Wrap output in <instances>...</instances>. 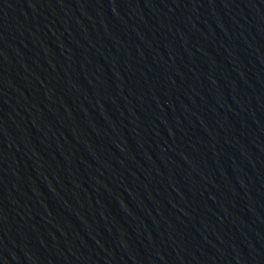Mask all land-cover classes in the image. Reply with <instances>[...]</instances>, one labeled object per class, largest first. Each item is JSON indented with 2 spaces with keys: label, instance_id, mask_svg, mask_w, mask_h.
Listing matches in <instances>:
<instances>
[{
  "label": "water",
  "instance_id": "95a60500",
  "mask_svg": "<svg viewBox=\"0 0 264 264\" xmlns=\"http://www.w3.org/2000/svg\"><path fill=\"white\" fill-rule=\"evenodd\" d=\"M0 264H264V0H0Z\"/></svg>",
  "mask_w": 264,
  "mask_h": 264
}]
</instances>
